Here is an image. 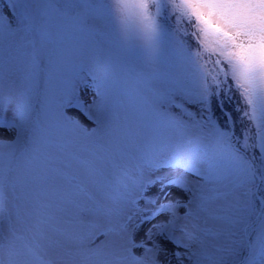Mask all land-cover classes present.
I'll return each mask as SVG.
<instances>
[{"label": "snow or ice", "instance_id": "snow-or-ice-1", "mask_svg": "<svg viewBox=\"0 0 264 264\" xmlns=\"http://www.w3.org/2000/svg\"><path fill=\"white\" fill-rule=\"evenodd\" d=\"M0 264H264V0H0Z\"/></svg>", "mask_w": 264, "mask_h": 264}]
</instances>
